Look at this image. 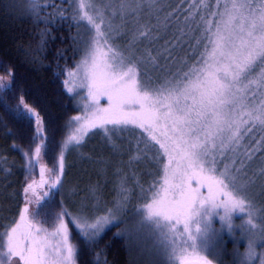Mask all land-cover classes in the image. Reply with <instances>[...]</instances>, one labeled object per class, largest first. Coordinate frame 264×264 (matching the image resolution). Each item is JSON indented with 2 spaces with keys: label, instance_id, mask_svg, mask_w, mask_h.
<instances>
[{
  "label": "trees",
  "instance_id": "1",
  "mask_svg": "<svg viewBox=\"0 0 264 264\" xmlns=\"http://www.w3.org/2000/svg\"><path fill=\"white\" fill-rule=\"evenodd\" d=\"M85 2L94 18L103 21L102 30L119 51L127 57L150 52L155 58L154 62L145 58L137 68L138 73L146 74L147 80L159 85L177 73L183 75L204 67L207 56L203 43L198 44V41L205 35L206 22H216L211 12L218 10L217 0H136L139 4L136 11L129 7L133 0ZM226 2L229 0H220L221 4ZM254 2L259 5L264 0ZM32 3L33 0H0V237L19 220L25 208V188L29 181L39 176L38 162L29 165V157L37 159L34 152L40 140L33 137L38 126L33 116L21 111L22 104H26L42 122L47 149H42L41 159L55 178L53 186L46 188L38 204L26 214L29 219L50 231L62 220L69 231V243L76 250L75 264H168L161 239L141 228L130 225L124 230L118 222L91 235L83 232L72 218L77 208L70 206L63 197V171L59 165L61 154L66 155V160L70 150V146L64 150V143L70 122L79 110V99L68 91L65 82L83 53L89 26L87 20L81 18L78 0H39L38 14L32 11ZM141 31L148 35L140 36ZM259 71V68L254 70ZM5 77L9 82L3 84ZM253 92L256 93L253 103L264 101V88L259 83L249 85L248 95ZM246 127L252 130L245 133ZM131 129L136 139L129 135L125 138H133L135 146L129 144L127 152L122 153L118 172L121 186L125 178L128 186L123 183L125 188L111 193L109 202V206L115 207L118 201L125 199L127 214L130 208L147 202L152 189L159 183L164 162L157 143L145 131L137 127ZM104 133L96 128L88 134V140L96 136L106 139ZM233 149L218 157L219 167L223 170L227 166L236 176L237 190L256 211L264 227V128L253 122L242 126L241 139ZM134 150L140 152L141 162L133 159ZM129 170L138 171V175L143 172L138 189L131 173H126ZM134 233L142 234L137 238L142 241L140 246L146 249L141 250L142 253L132 243ZM145 240H151L152 246H145ZM208 246L212 249L209 257L217 261L216 253L219 255L218 264H237L243 244L235 247L225 238L221 253L217 246L211 243Z\"/></svg>",
  "mask_w": 264,
  "mask_h": 264
},
{
  "label": "snow or ice",
  "instance_id": "2",
  "mask_svg": "<svg viewBox=\"0 0 264 264\" xmlns=\"http://www.w3.org/2000/svg\"><path fill=\"white\" fill-rule=\"evenodd\" d=\"M129 7L136 11L139 4L133 0ZM217 9L211 12L216 17L215 24L206 22L205 35L198 41L203 43L207 56L204 67L183 75L177 73L159 85L137 71L145 58L154 62L150 52L125 57L109 43L108 34L101 31L102 20L97 23L86 13L81 17L88 19L97 34L91 42H85L84 57L76 65L83 76L81 87L87 90L91 102L84 106L83 117H73L80 127L67 142L80 144L78 134L88 126L108 131V125L134 124L159 144L168 157V164L164 166L163 183L152 192V202L142 211L161 234L168 264H210L198 254L194 242L188 245L192 252L185 248L196 235H203L200 228L193 234L191 225L213 214L231 223L234 212H244L246 198L236 188V176L227 166L221 170L218 157L234 150L233 146L241 139L242 126L253 122L264 128V101L255 104L256 93L248 95L249 85L253 83L264 88V3L229 0L221 4L217 0ZM39 10V0H33L32 11L38 14ZM139 35L146 37L148 33L141 31ZM257 68L258 73L254 72ZM76 74L69 72L70 77ZM253 76L255 79H250ZM100 98H106L107 107L101 106ZM35 122L38 127L33 139H39L40 143L34 152L37 159L29 157L30 166L38 162L42 149H47L42 122L38 118ZM251 130V127L244 128L245 133ZM59 167L63 171V154ZM193 181L197 187L192 186ZM41 182H44L43 166ZM34 184L35 181L28 184L25 193ZM201 188L207 189L206 196ZM92 211L91 206L86 208L83 204L78 210L81 216L91 215ZM28 212L25 206L19 220L0 237V249H6L0 250V264H14V257H18L15 264H75L76 250L69 243L64 222L61 220L49 232L42 224L29 219ZM105 222L107 218H101L89 225L84 219L83 230L85 233L90 228L99 231V225ZM181 224L182 230L178 227ZM177 234L181 238L187 234V239L177 243ZM199 247L202 250L203 244Z\"/></svg>",
  "mask_w": 264,
  "mask_h": 264
},
{
  "label": "rangeland",
  "instance_id": "3",
  "mask_svg": "<svg viewBox=\"0 0 264 264\" xmlns=\"http://www.w3.org/2000/svg\"><path fill=\"white\" fill-rule=\"evenodd\" d=\"M85 3V0H78V4L82 10L83 17L86 13L88 16H91L97 23H100L101 21H97L94 18V15L86 9ZM85 20H87L89 26L87 42H91L92 39L96 38L97 36L96 30L93 25L89 23L88 19L85 18ZM100 27L101 31L104 32L102 30V23H100ZM100 39L101 43H103V38ZM109 43L112 44L110 41ZM118 52L123 53L119 50ZM124 55L125 57H127L126 54ZM83 57L84 52L82 53L78 63H80ZM71 72L77 74L73 77H70L68 74V83L66 84V87L68 91L69 89H72V91L69 92L75 94L79 99V110L74 117H83L85 115L84 106L89 104L91 101L87 98V90L81 87L83 79L82 73L78 72L77 68L71 70ZM3 79L5 81V83L3 82V84L9 82L8 77H5ZM100 104L102 107H107L108 104L106 98H100ZM22 107L25 112H31L33 114L32 116L35 119L38 118L36 112L32 108H30L26 104H22ZM79 127L80 123L72 119L69 126V132L64 143V150L70 146V148H68L70 150H68L66 160V155L63 154V197H65V200L69 202L70 206L77 208V211L73 213L74 215L72 217L77 226L83 232H85L83 230L84 219H86L87 223L91 225L95 224L96 221L100 220L101 218H107V222L101 223L99 225V231L90 228L87 233L93 235L102 231V229H104L106 226L121 222V224L124 226V230H127L128 226L131 225L132 228H141L143 232H146L150 236L161 239V234L157 226L153 222L146 219L142 210L145 208L146 204H150L152 202V192L158 190L159 185L163 183L164 166L168 164V157L163 154V172L159 183L157 182L156 186L152 189L151 195L149 196L147 202H145L144 204L141 203L137 207L130 208V212L128 210L127 214V205L125 199L118 201L119 205L115 207L109 206V204L111 203V193L120 192L122 188L128 186L127 178L122 181L125 186L123 183V187L121 186L118 178V172L121 169L122 153L127 152L129 144H131L132 147L135 146L134 139L136 138L134 137V135L136 134L131 128L139 127L134 124H129L122 127H113L112 125H108V131H105V129L103 128H99L101 131L103 130L105 132L104 134H106L107 136L106 139L100 136H96L91 141H89L88 134L96 128L88 126L78 134L81 137L80 144L77 145L75 142L68 143V137L72 135ZM147 134L150 137L149 133ZM128 135L130 137H134V139H126L125 136ZM157 145L159 146V144ZM161 151L163 153L162 149ZM132 157L134 160L138 161L140 159V152L138 153L136 150H134L132 153ZM137 161L135 162L136 168L138 167ZM38 164L39 176L29 181V184L35 181V184L33 185V189H30L28 193H25L24 196V203L25 206L28 207L29 212L41 200L40 198H42L44 192L46 191V188H50L53 186V182L55 179L54 176H52L49 168L44 164L41 157L38 161ZM140 165H142V163H140ZM41 166H43L44 168L43 183L41 182ZM126 173L127 175L131 173V175L135 179L136 187L138 189V187H140L142 184L139 178L144 176L143 172L140 171L138 175V171L129 170V172ZM146 173L148 174L149 171ZM192 186L197 187L195 181L192 182ZM201 192L203 195H207L206 188H201ZM81 204H83L86 208L88 206H91V208L93 209L91 215H77L78 206ZM97 210L99 211L96 212ZM235 216H238V219H235ZM249 221H251V223H249ZM178 227L180 228V230H182V224ZM197 228H200L202 230L203 235H196L194 241H188V243L185 244V248L188 252L193 251V249L188 245L194 242L198 246L196 251L200 256L205 257L211 264H218L217 261L220 260L219 255L216 253V258L218 259L217 261L215 258H213V256L209 257L211 255L212 249L208 245L209 243H211L217 246L218 250L220 251L219 253H221L220 248H223L225 238H228V240L233 242L235 247H237L239 243L243 244V247H241V252L239 251V259H237L236 261L237 264H264V227H262L259 223L256 211L252 210V208L249 207L247 203L245 205L244 212L241 213L237 211L233 213L231 223L221 221L218 215L213 214L211 217L206 218L205 221H202L199 224H192L191 231L193 234L196 233ZM48 231L52 232L50 230ZM141 235H139L138 233H134L132 236L130 235L131 237H133V245L137 247L140 253H142L141 250H146L145 247L140 246V242H142L141 239H137ZM182 239L186 240L187 234H185L183 238H181L179 234H177V243L181 242ZM201 244H203L202 250L199 247ZM147 245L149 247L152 246L151 240L150 242L148 241L145 246ZM16 261H18V257L13 258L14 264ZM19 264H22V262H19Z\"/></svg>",
  "mask_w": 264,
  "mask_h": 264
},
{
  "label": "water",
  "instance_id": "4",
  "mask_svg": "<svg viewBox=\"0 0 264 264\" xmlns=\"http://www.w3.org/2000/svg\"><path fill=\"white\" fill-rule=\"evenodd\" d=\"M211 264V263H210Z\"/></svg>",
  "mask_w": 264,
  "mask_h": 264
}]
</instances>
